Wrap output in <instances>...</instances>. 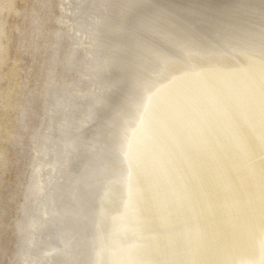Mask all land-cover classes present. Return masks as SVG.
Returning a JSON list of instances; mask_svg holds the SVG:
<instances>
[{"label":"bare ground","instance_id":"6f19581e","mask_svg":"<svg viewBox=\"0 0 264 264\" xmlns=\"http://www.w3.org/2000/svg\"><path fill=\"white\" fill-rule=\"evenodd\" d=\"M47 1L34 0L22 15L18 12L21 19L28 14L31 36L40 18L48 17ZM183 1L182 9L190 8L186 14L167 11L158 0H67L65 28L45 30L46 63L32 90L18 95L12 64L5 94H0V181L21 147L28 145L30 151L27 159L19 157L26 174L13 221L14 250L6 264H27L28 234L39 224L36 182L45 158L50 180L56 179L54 167L65 175L64 184L58 183L49 197L62 215L48 225L43 221L47 232L36 254L42 249L46 256L57 253L56 264H96L100 237L102 264H187L180 248L214 212L220 216L223 202L239 210L240 187L248 191L244 194L258 219L252 230L250 221L242 218L239 235L248 257L254 250L249 240H264V170L255 155L256 149L264 153V0H219L218 18L209 17L212 6L198 11L192 8L194 1ZM12 2L0 0V64L7 59L2 13H16ZM63 3L56 0L55 20L61 17ZM72 35L76 49H70ZM62 41L67 46L60 55ZM187 107L197 108L205 125L187 119L183 125L185 114L194 119ZM191 129L195 138H180L178 133ZM172 134L182 146L171 156L164 146ZM50 147L55 150L48 156ZM80 152L85 156L79 157ZM178 164L188 184L178 176ZM7 188L4 182L0 186V228L10 201ZM110 197L118 203L107 208L110 203H103ZM71 204L74 208L66 206ZM141 204L147 215L130 218L129 205L137 211ZM74 232L85 237L82 243L70 242L81 252L62 253L75 239ZM260 241H254L255 249L262 248Z\"/></svg>","mask_w":264,"mask_h":264},{"label":"rangeland","instance_id":"374dc122","mask_svg":"<svg viewBox=\"0 0 264 264\" xmlns=\"http://www.w3.org/2000/svg\"><path fill=\"white\" fill-rule=\"evenodd\" d=\"M171 1L172 0H170L169 2H167V1L164 0V2H163V0H158V3L161 2L159 4L161 6H163L165 10H167L169 12H173V14H174L175 10H178V9L181 10L184 14L188 13L186 11L189 10L190 8L185 9L186 11H184L182 9V6L185 4V1H183V0H174V1H177V4H175L174 1H172L173 3ZM191 1L192 2L194 1V4H192V8L195 9V10H198V11H201L203 9H204L203 11H208L204 7H206L207 5L212 6V9L213 10H211V12L213 13V15H209V17H213L214 16V17L218 18L217 16H219V14L221 13L220 11H222L221 9L219 11H217L218 10L217 9V7H218L217 5L220 4L219 0H207L209 2H207L206 0H204L202 2H201V0L200 1L199 0H191ZM62 2H64L63 5L60 7L61 8V12H62L60 18L62 20L60 21V18H58V20L57 19L56 20L54 19V16H56L57 13H58V9H57V5H56V0H52V3H51L50 8L48 6V12H49L48 13V17H44V19H42V20L39 17L40 18V21L43 24H42L41 27H40V23L38 24L37 29H36V31H35V33H34L33 36H31L32 32L28 30V29H30L29 28V21H28V14L25 13L26 14L25 16L27 17L25 19H21L20 17H17V15H18V12H19V15H22L21 12H22L23 9H29L32 5H34V0H13L12 3L14 5V9L16 10V13L15 14H9V15L7 14L8 16L4 12L2 13V18H3V21H4V30H3V39H2V42L5 43L6 46H7V56H6L7 59L2 64H0V94H3V95L5 94V90L6 89H4V88L7 87V83L10 81L9 76L12 75L11 74L12 71H11V68L10 67H12L13 66L12 64H14V63L16 64V67H15L16 70L15 71H17V72L15 73L13 82L18 79L17 80V86H18L17 92H18V95H22L24 92H26L28 90H32L35 87V85L37 83V80L41 76L42 66H44V64L46 63V59H45L46 54L44 52V43H45V39H46L47 34H46L45 37H43V35L46 33L45 30L47 28H51V27H53L55 29H58V30H63L65 27H64V25H62V23L67 24L66 23V21H67L66 17H68V15H69V12H70L69 11L70 10L69 7H70V5L68 4L67 0H62ZM162 3H164V4H162ZM165 3L170 6V9H168V8L165 7ZM175 6H178V7L176 8ZM67 10H68V12H67ZM65 12H67V13H65ZM216 12H218V13H216ZM63 20H65V21L63 22ZM195 22H197L200 25L204 24L203 21H195ZM16 28L18 30H20V32H21L20 34H18L19 32L16 30ZM39 28H40V34H41L40 37H39ZM26 30H27L28 33L26 32ZM30 32H31V34H30ZM18 35H20L21 37H19ZM72 36H73V39L70 41V45H71L70 49H76L77 47H75V45H74V43L76 41L75 40V36L74 35H72ZM85 44L83 46L84 47H87L88 45H85ZM65 46H67V42L62 41L61 46H60V50H59L60 55L63 53V49H64ZM23 53H25V55H23ZM29 63H31V65H29ZM55 64H56V62H55ZM57 71L60 72V73H62V70H61L60 67L57 68ZM8 79H9V81H8ZM33 83H35V85H33ZM3 91H4V93H3ZM3 95H1V96H3ZM181 101H183V100H181ZM190 103L193 105L192 102H190ZM190 108L191 107H187L186 109L189 111ZM190 111L189 112L192 114V116L194 117V119L189 114H187V115L185 114L184 117L182 116L181 119H180L181 123L183 122L182 123L183 125H186L187 124V121L188 122L189 121L190 122H195V123L200 122L203 125H205L203 118L201 116H199V114H198L197 108L192 109ZM193 112H195V113H193ZM186 119H187V121H186ZM30 121H31V118L27 119L26 124L29 125L30 124ZM190 125H193V124H189L188 126L191 127ZM179 130H182V128L178 126V131ZM206 130H210L208 128V126H207ZM168 132L171 133V131H168ZM192 133L193 132H192V129H191V131L189 133H187L185 131L184 134L183 133H181V134L178 133V134L181 135L180 138H184V137L190 138V135H192V136L195 135V134H192ZM172 135H173L172 136L173 139H175L174 141L177 142L176 135L175 134H172ZM195 137L196 136H194V138ZM167 139L170 142V144H169L170 146H172V145L175 146L174 148H170L169 145H165L164 146L165 149H166L165 152L167 154H169V155L172 156L173 155V151L174 152H176L175 150H178L179 151V145L182 146V143L180 141H178L177 142V145H176V142L173 141V139L171 138V136H168ZM29 151L30 150H29L28 145H23L21 147V151L19 153L17 152L18 153L17 154V161L14 164L8 166V171L5 173L4 177L3 176L1 177L2 181H0V186L3 185V182H4L5 185H7V187H8L7 188V194L10 195V201L8 202L9 207L7 205L6 213H5L4 219L2 220V228H0V264H6V263H8V261L11 258L12 251L14 250V241H15V239H14V234H13V221H14L15 216H16V207H17V204L20 201V190H21V186H22V184L25 181L24 179H25V174H26V168L25 167H21V161H23V159H27L28 158V152ZM181 154H182V152H181ZM255 155L258 157L259 168L261 167L260 169L261 170L262 169L264 170V162H263L264 153L262 151L259 152V150L256 149ZM7 157L10 160L14 158V156L12 155V153L10 151L7 153ZM19 157H23V159H19ZM255 162H257V158H255ZM23 163H25V161H23ZM177 172H178V176L183 181V184H184V182H185V184L186 183L188 184L186 177H183L184 173H183V169L181 168L180 165L178 166V171ZM17 179H19V185H17ZM240 189H242V188L240 187ZM240 189H239V192L240 193L238 192L239 193L238 194L239 196L237 195V198L235 196V198L237 199L238 204H240L238 211H236V210L234 211L231 208V206H229V204H227V203L224 204V202H223L224 200L221 197V200H223V201H221V203L222 202L223 203H222L221 211H219L218 213L220 214V212H222V211L223 212L220 214V216L217 215L216 212H214L216 215L213 214L212 215L213 218L212 217L209 218L210 222H207V223L206 222L205 223L203 222V223H201L198 226V228L200 229V231L197 228V231H196L195 235H192L193 237L195 236L194 238L192 236H189L191 239L188 237L189 239H187V241L189 243H187V242H185V243L188 244L190 246V248L186 244H184V247L186 249H184V247L183 248L182 247L180 248V252H182V253H185L186 252L185 253V256H184V254H183V256L185 258L186 255H187V257L185 258V261L186 262L189 261V262H187V264H208V263L209 264H220V263L221 264H240V262H243V264H247L248 260L255 263L257 261L256 259H259V260L255 264H259V263L260 264H264V240L262 238H258L256 240V239H254V237L252 238L253 240L251 239L252 241L249 240L250 243L252 242L251 243L252 244V247H251L250 250L252 252V250L254 249L253 250L254 253L252 252L249 255V257H248V255L246 254L245 246L242 243L243 240H241L243 238L242 233L239 235L240 231L242 232L241 229H242V225H243L242 224L243 223V220L244 221H248V222L250 221L249 223H250V226H251L252 230L254 228L253 225L258 224V219L255 216L256 215V210L253 208L254 207L253 205H252L253 206L252 207L251 204L249 202H247V196L246 195L248 194V191L247 190H244V189H242L243 191L242 190L240 191ZM244 191H247V193L245 192L246 195L244 194ZM242 194L244 195V197L245 196L246 197L245 198H242V196H243ZM238 197H239V199H238ZM240 197L242 198L243 201L240 200L241 199ZM242 202L243 203L245 202L244 205L247 208L243 205ZM246 204H249L250 206L249 205H246ZM223 205L224 206L226 205L225 208H224ZM129 208H130V212H129L130 215L129 214L128 215L129 216H133V217H130V218H136L135 213H137L139 216L141 215V217H142V215H144V216L147 215V212L142 207V204L140 205V207H138L139 209H137V211L131 205H129ZM132 211L134 212L133 215H131V213H133ZM139 213H141V214H139ZM227 214H229V215H227ZM234 215H236V216H234ZM223 216L225 217V219H224ZM216 217L217 218L218 217H221V219L220 218L217 219ZM145 218L148 219L147 216ZM242 218H243V220H242ZM227 220H229V221L227 222ZM202 224H205L206 227H205V225H202ZM221 225H224V226H221ZM212 227L214 229H212ZM219 227L221 229H219ZM230 227L232 228V230H231ZM206 230H208V231H206ZM198 231H199V233H198ZM221 235L224 237V239H223V237ZM237 235H238V237H237ZM260 235H262V234L259 233L258 234V237H261ZM233 236H236V237H233ZM240 236H242V237L240 238ZM221 238H222V240H221ZM239 238H240V240H239ZM194 239H195V241H194ZM191 240L193 241V243H192ZM215 240H216V242H215ZM219 240H221L222 242L219 241ZM259 240L262 241V242L260 241L262 243V248L259 247V248L255 249V247H254V244H255L254 241L258 242ZM240 243H242L243 245L241 246ZM221 245H223V246H221ZM229 245H230V247H229ZM237 245L240 246L241 248H239ZM237 247L239 248V249H237V251H240L238 253H236L237 252L236 251V248ZM183 249L185 251H183ZM199 249L201 251H199ZM226 249L228 251H226ZM194 250H195V253L193 252ZM197 250L200 253H198V252L196 253ZM242 250H244V251H242ZM242 252H245V253L241 254ZM261 253H263V254H261ZM191 254H193L192 255L193 257L191 256ZM237 254H241V255H239L240 257ZM244 254L247 255V258L248 259H246V257H245ZM218 255H219V257H217ZM231 255H232V257H231ZM256 255L261 256V257H258V256L256 257ZM250 257L252 259L255 258V260H251ZM238 258H239V260H237ZM240 258L241 259L243 258L242 259L243 261L242 260L240 261ZM212 260H213V263H212ZM244 260H246L247 262H245ZM248 264H251V262L250 263L248 262Z\"/></svg>","mask_w":264,"mask_h":264},{"label":"water","instance_id":"95a60500","mask_svg":"<svg viewBox=\"0 0 264 264\" xmlns=\"http://www.w3.org/2000/svg\"><path fill=\"white\" fill-rule=\"evenodd\" d=\"M51 3H52V0H48L46 3V7L48 8V6H49V8H50ZM165 7L170 9V6L166 3H165ZM180 15H181V12H178V16H180ZM39 22H40V27H41L43 23L40 20H39ZM259 24L262 25V23H260V22H259ZM257 30H259V28H257ZM261 35L264 36V32H262ZM40 36H41V34H40V28H39V37ZM45 36H46V33L43 35V37H45ZM60 45H61V43L58 44V47ZM56 76H57V74H55V77ZM27 107H29V106H27ZM29 110L30 109L27 108L25 112L27 113ZM53 130H55V128ZM86 143H91V141L89 139H87ZM90 145H85V146H90ZM49 150H50V153H48V156H50L51 153L54 152L55 148L50 147ZM84 156H85V154L83 155V153L80 152L79 157H84ZM47 162H48V160L46 158L43 159V163H41L42 169L39 170V173H42L41 174L42 177L39 181L36 182L37 192L40 195L38 198V201H37V205L40 206V209H37V211L35 213V217L38 218L39 224H35L36 226L32 225L33 228H31V231L28 234V238H29L28 242L31 244V246L29 247V253H24L25 254V261L27 264H56V262L54 260H55V257L57 255H59L57 253H53V254H50L49 256H46L43 254V249H42V251H40L41 253L36 254L37 247L40 246L42 248V244L44 243V240H45V235H46L45 233L47 232V228L45 225H43L44 222H45V224L48 225L49 223L56 221L58 216L62 215V211L56 207L55 201L53 199H49V197L53 193V191L55 189H57L56 185H58V183H60V182L63 183V181L65 180V175L63 172H59L54 167L56 179H55V181L50 180L47 177V174L45 172V165L47 164ZM54 165L55 164H53V166ZM123 169L125 172L127 171L125 167ZM129 169H130L129 175L132 176V159H129ZM120 188L122 189L123 187H120ZM111 191H117V190L113 188V189H111ZM58 193H55V196H56L55 200L56 201L60 200ZM106 203H110V205H111V206L109 205L107 208H112L114 205H116L118 203V201H116L114 203V198L110 197V198L106 199L103 204H106ZM66 206H68L70 208H74L73 204L66 205ZM83 216L86 218V216L84 214H83ZM106 216H107V213L105 211V214H104V216L100 222L101 229L103 228V224L106 222V219H107ZM84 217H83V219H84ZM80 232H82V230H80ZM77 235L78 234L76 232H74V236H72V237H74L75 239L70 240L69 242H67L64 245V249L62 250V253L67 254L69 252H71V253H76L78 251L81 252L82 248H79L74 243H70L71 241H78V243H82L84 241V239H85L84 236L78 237ZM99 242H100V244H99V249H98V253H97L96 264H102V261H103L104 244H103L102 237H100ZM59 262H61V263H58V264H62V261H59Z\"/></svg>","mask_w":264,"mask_h":264}]
</instances>
